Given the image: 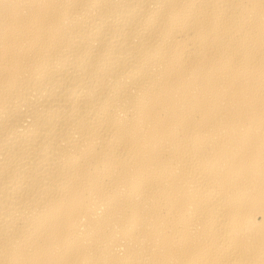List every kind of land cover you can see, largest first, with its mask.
Returning <instances> with one entry per match:
<instances>
[{"label": "bare ground", "instance_id": "bare-ground-1", "mask_svg": "<svg viewBox=\"0 0 264 264\" xmlns=\"http://www.w3.org/2000/svg\"><path fill=\"white\" fill-rule=\"evenodd\" d=\"M0 264H264V0H0Z\"/></svg>", "mask_w": 264, "mask_h": 264}]
</instances>
